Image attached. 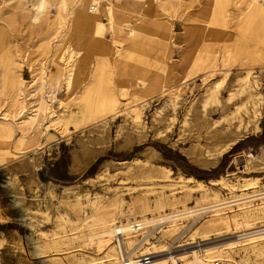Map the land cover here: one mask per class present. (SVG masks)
<instances>
[{"label": "rangeland", "instance_id": "1", "mask_svg": "<svg viewBox=\"0 0 264 264\" xmlns=\"http://www.w3.org/2000/svg\"><path fill=\"white\" fill-rule=\"evenodd\" d=\"M152 1H110V21L109 3L92 13L90 2L46 0L34 20L30 3L0 0V121L39 114L0 140V264L106 261L90 240L98 219L135 224L189 207L200 211L137 232L138 247L172 250L151 261L182 264L217 247L233 264H264V236L228 249L234 224L209 227L244 212L264 226V211L255 212L264 198L208 209L264 193V0H231L226 18L204 0L150 12ZM97 13L104 41L77 30ZM72 47L68 85L60 57ZM208 62L216 72L205 81ZM10 82L22 90L17 106ZM117 244L116 236L105 252Z\"/></svg>", "mask_w": 264, "mask_h": 264}, {"label": "bare ground", "instance_id": "2", "mask_svg": "<svg viewBox=\"0 0 264 264\" xmlns=\"http://www.w3.org/2000/svg\"><path fill=\"white\" fill-rule=\"evenodd\" d=\"M24 1L27 2V3H30V5L26 6V7L28 9L31 8L30 10L34 12V20H36L38 15H39V13L43 10L46 0H24ZM126 1H127L126 4H128L130 1H133V0H126ZM73 2H74V7H76V8L82 7L86 2H90L91 5L99 4V0H73ZM183 2H184L183 0H154L152 2L147 3V6H148L147 10L152 12V11H158L161 8H165V11H170L174 7L182 6ZM203 2H205L206 5L211 7V9H212L211 13H215L216 9H218L224 15H226L225 18L227 17V12H228L227 6L231 2V0H204ZM153 3L158 5V7H156V5L154 6ZM105 7L107 9V15H108L110 21H113V19H114V9L117 7V5L109 3V4L105 5ZM118 8H122V7L118 6ZM83 21L84 22H83L82 25L79 24L77 26V30H79L80 33H83V35L86 34V33L87 34H93L95 37H99V38H101L102 41H104V39H105V37H104V28H103L102 23L99 22V14L98 13L96 14V16H93L89 20L85 19ZM212 21H213L212 18H210L209 23H211ZM118 32H119V30L115 31L114 36ZM115 40H116V38H115ZM115 40H114V42H116ZM78 42H83L80 36H79ZM102 44H105V43H102ZM73 53H75L73 47L72 48H68L67 57H65V56L60 57V59H62V65H63L62 67L65 68V71H66L65 74H67V78H68L67 79V83H68V85H70V82H71L72 71H73V66H74V65H72L73 63L71 62V59L73 58ZM211 68H212V62H208L204 66L205 70H211L210 75L205 77V79H204L205 81L208 80L209 78H211L213 76V74H215V72H216V71H214L216 69L213 70ZM8 86L13 91V94H12V96L10 98V100H12L11 103L13 105L17 106L18 103L20 104V102H21L20 101L21 100L20 96H21V93H22L21 92L22 90H18L17 89L18 86H19V83L17 85H15V82H10L7 85V87ZM134 112H135L134 120L137 123V122L140 121V110L136 109ZM18 115H19L18 116L19 117L18 123L17 124H11V125L7 123V122H9V119L7 117L8 115L5 114L2 117L3 121H0V140L4 141V140H7V139H10L11 136H12V133L14 132V129H20V130L21 129H25L27 122H28L27 125L30 128L31 125H34L36 123L35 120L39 119V118H37V116L39 114L33 115V117L30 118V119L24 118L25 112L23 110L21 112H19ZM188 180H191V179H188ZM199 187L201 189L205 190V192H206V193L204 192L205 194H203L204 195V199L208 198V193H207V189H205V186H203V185H201L199 183ZM261 198H264V193H260V194H257V195H251V196H247V197L245 196L243 198H240V199L238 198L237 200H232V201L229 200V201L224 202V203L220 202L221 204H216V205H214L212 207H209L208 209H210V211H211V209H213V208H214V210H216L215 208H218V209L227 208V207L233 206L234 204L237 205L238 202H241L242 204H244V203H247V202H249L251 200H255V199L258 200V199H261ZM216 203H218V201ZM263 204L264 203H262V205L260 207H258V208L256 207L257 208L256 211H255L256 213L264 211V205ZM163 208H164V202L162 201V199L156 200L154 209L159 211V210H163ZM140 209L143 212L149 211L148 206L145 205V204H142ZM198 211H200V210L199 209H193L192 207L191 208L189 207L188 210L185 211L182 214L179 213V214L173 215V216L166 215L165 217H160V218H157V219L143 218V220H139V221L135 222V224H139V225L143 226L142 228L145 229L148 225H151V224H154V223H157V222H160V223L162 222L163 223L165 221H176V220H178L181 217L193 216ZM246 213L247 212H244L242 214H235V215H232L231 217H225V216L218 215L217 218L209 221V227L210 228L218 226V225H221V226H224L226 228H229L228 227L229 221H231L234 224L233 227H234V229L236 231V233H234V234L238 235V237H237L238 240L235 241V242H232V243H229V244L225 245V246H230L228 249H230L231 246H233L234 244H236L238 242L245 241V240L253 241V240H257V239H259V238L264 236V226H261V227L254 226V224H252L251 221L247 220L244 217V216H246V215H244ZM223 214H221V215H223ZM239 217H243L244 219L242 221H240V220H238ZM94 226H98L99 230L91 232L90 240L91 241H96L98 250L101 253H104V255H105L104 258H106L108 260L102 261L101 259H93L92 261L89 262V264H126V262L132 263L133 258L136 257L137 254H138V256L151 255L152 258H157V257L159 258L161 256H164V254H166L169 251V250L167 251L165 246L158 247L159 245L157 246L156 244H153V242L150 243V242H148V240L142 246L138 247L139 246V244H138L139 243V240H138V236L139 235H137V231L131 232L132 231L131 224H121V225L117 226L116 223H115V218L111 214H110L109 218L98 219ZM172 228L176 229L177 226L173 225ZM242 228L245 229L243 231V233H242V231L240 232V230ZM120 232L122 234H124V235H123V241L119 239V244L116 245L118 247V252L113 247H112L111 254H109L108 252H105L106 251L105 247H108V245H111L113 238L116 237V235L119 234ZM205 237H206V239H208L207 238V234H205ZM87 243H88V241H87ZM220 243H222V242H220ZM123 245H125L127 247V249H128V251L126 252L127 259H128L127 261H125L126 258H125L124 255H123V260L121 259L120 255H119L120 254L119 248L121 249L122 253L124 254ZM259 245L260 244H253L251 246V248L253 250H255L256 248H258ZM201 249H202V247H201ZM132 251H134V252L132 253ZM170 251H172V250H170ZM198 252H200V250ZM168 254H170V253H168ZM222 254L223 253H222V251L219 248H217V247L209 248L208 247L205 251H203V256L202 257L198 256L197 251H195V252H193L191 254L193 259L191 261H188L187 259H182V264H209L210 262H212L213 260H216V259L222 260L223 259V255ZM167 257H169V256H167ZM163 259L160 260V261H159V259L158 260H154V261H150V263H148V264H166L168 260H163ZM169 261H170L171 264H180L178 262V259H176L175 257H170ZM92 262H96V263H92ZM235 264H245V263L237 261Z\"/></svg>", "mask_w": 264, "mask_h": 264}, {"label": "built area", "instance_id": "3", "mask_svg": "<svg viewBox=\"0 0 264 264\" xmlns=\"http://www.w3.org/2000/svg\"><path fill=\"white\" fill-rule=\"evenodd\" d=\"M110 1H115V0H99V4L91 5L90 12L96 13L99 10L100 5L107 4ZM142 227L143 226H141L139 224H131V229H132L131 232H134V231L140 232V231H142L144 229ZM123 235L124 234H122L121 232L116 235L118 244H119V239L123 241ZM123 247H124V245H123ZM119 251H120L119 255H120L121 259L123 260V255L124 254L122 253L120 248H119ZM125 255H127L126 252H125ZM125 260L127 261L128 259L126 258ZM150 261H151V255H144V256H136V257L133 258L132 263L126 262V264H148V263H150ZM209 264H232V263L230 261H228V260L216 259V260H213L212 262H210Z\"/></svg>", "mask_w": 264, "mask_h": 264}]
</instances>
